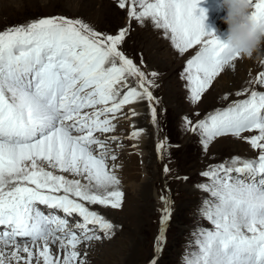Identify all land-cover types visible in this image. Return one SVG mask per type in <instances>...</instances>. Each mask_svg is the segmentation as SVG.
<instances>
[{"label": "snow or ice", "instance_id": "1", "mask_svg": "<svg viewBox=\"0 0 264 264\" xmlns=\"http://www.w3.org/2000/svg\"><path fill=\"white\" fill-rule=\"evenodd\" d=\"M199 3L118 0L130 22H151L180 54L197 49L181 74L193 103L245 56L206 27ZM249 3L251 18L264 28V0ZM129 29L130 23L116 34L101 33L81 18L54 15L0 30V264H87V252L78 246L100 240L97 233L111 239L120 227L87 205L122 209L125 193L110 144L120 138L105 134L127 115L124 107L147 100L153 122L158 118L149 76L159 74L146 73L121 50ZM248 83L255 87L235 93H247L245 99L195 123L183 118L205 151L216 138L231 135L256 152L200 173L209 178L197 185L209 194L200 215L211 227L193 230L187 246L193 250L183 264H264V71ZM143 132L137 129L129 138ZM165 147L163 140L157 145L161 152ZM161 200L165 207L150 264H158L172 215L174 202L167 195Z\"/></svg>", "mask_w": 264, "mask_h": 264}, {"label": "rangeland", "instance_id": "2", "mask_svg": "<svg viewBox=\"0 0 264 264\" xmlns=\"http://www.w3.org/2000/svg\"><path fill=\"white\" fill-rule=\"evenodd\" d=\"M54 15L81 18L96 31L107 34H116L120 28L127 27L130 23L129 33L121 50L146 73L154 71L159 74L155 78L149 76V79H154L155 85L150 90L159 100L156 105V123L152 120L149 102L140 100V113L144 119L141 124L145 127L143 130L146 137L140 142L138 139L137 142L143 143L145 147L143 145L138 149L135 140L129 138L138 129L136 120L139 114L132 115L128 105L123 109V113L127 115H120L119 120L114 121L115 132L105 134L120 138L115 143L110 142L111 145H123L122 148H114L117 154L114 163L119 166L115 172L121 180L120 188L125 193V200L122 209L87 206L120 227L115 230L111 239L103 233H97L102 237L100 240L82 243L78 249L82 253L87 252V264H150L156 255L155 244L161 228V209L165 207L161 196L167 195L174 203L158 264H183L185 253L193 250L187 247L194 240L193 230L197 225L211 227L200 215L202 200L209 195L197 187L209 182V178L201 176L200 173L207 170L209 165L219 164L222 159L240 154L244 148L250 147L243 139L227 135L216 138L205 151L200 135L185 130L183 118L187 116L195 123L217 108H225L233 101L245 99L247 93L241 96L235 93L246 88L251 90L252 84L247 82L243 87L237 86L236 92L228 91L227 88L242 75L246 74L248 78L247 66L249 69H257L256 76L264 71L260 62V49L264 44L252 57L237 59L234 62L237 72L233 69L234 74L230 77H225V72H222L201 101L193 103L189 88L186 87L188 82L181 74L186 61L197 49L180 54L170 40L164 38L162 30L154 28L151 22H146L144 26L135 20L130 22L127 10L118 7V0H0V30ZM224 24L215 25L210 30H215L221 37L222 30H225ZM253 80L254 78L250 81ZM260 90H264V87ZM226 93L229 94L228 98L223 99ZM161 140L166 145L163 152L157 148ZM242 154L241 157L256 155L251 151ZM108 163L111 166L113 162L109 160ZM165 165L169 169L168 173L164 172ZM64 175L70 178L69 174Z\"/></svg>", "mask_w": 264, "mask_h": 264}, {"label": "clouds", "instance_id": "3", "mask_svg": "<svg viewBox=\"0 0 264 264\" xmlns=\"http://www.w3.org/2000/svg\"><path fill=\"white\" fill-rule=\"evenodd\" d=\"M227 7L225 22L229 25L226 41L250 56L264 44V28H259L250 16L249 0H223Z\"/></svg>", "mask_w": 264, "mask_h": 264}, {"label": "bare ground", "instance_id": "4", "mask_svg": "<svg viewBox=\"0 0 264 264\" xmlns=\"http://www.w3.org/2000/svg\"><path fill=\"white\" fill-rule=\"evenodd\" d=\"M201 8H203V9H206V20H205V24H206V27H208L209 29L210 28H213V26H215V25H220V24H222V23H225L224 25H225V30L223 29L222 30V36H221V39H223V40H226L227 39V35H228V30H229V25L225 22V20H224V17L227 15V7L226 6H224L223 5V0H200V3H199V7L197 8V14H199V11H200V9ZM224 28V27H223ZM214 29V28H213ZM219 29V28H218ZM219 31H220V29H219ZM225 31V32H224ZM260 49V48H259ZM260 56H261V59L263 58L264 59V45L262 46V48L260 49ZM257 58H259V57H257ZM250 59H248V61H249ZM259 60H260V58H259ZM261 61V60H260ZM251 64V63H250ZM263 64V66H264V63H262ZM244 66H245V64H243ZM246 65H247V62H246ZM247 68H248V72H249V74H248V78H246V74H245V76H243L242 75V77L241 78H239L238 80H237V82L235 83L234 82V84L232 85V86H229L228 88H227V90L228 91H234V92H236V88H237V86H244L245 85V83H247V82H249L252 78H254L255 79V77H256V71H257V69L256 68H253V69H249V66H247ZM233 69L234 70H236V68H232V67H228V68H226L223 72H225L224 73V75H225V77H226V75L228 76V77H230L231 75H233L234 74V72H233ZM236 72H237V70H236ZM241 72V71H240ZM244 73H245V71H243ZM240 77V76H239ZM230 83V82H229ZM226 87V86H225ZM224 87V88H225ZM254 87V85L252 84V87L251 88H253ZM222 95V94H221ZM225 95V94H224ZM224 97V96H223ZM240 100V99H239ZM128 107L130 108V109H135V112L136 113H138L139 114V118L136 120V121H138V124H139V126H138V129H144L145 127L141 124V122L144 120L143 119V116H141V114L142 113H140V109L142 108V103H141V101H138V102H136V103H133V104H131V105H128ZM127 107V108H128ZM128 108V109H129ZM140 118H142V119H140ZM145 118V117H144ZM146 123V122H145ZM143 126V127H142ZM146 137V135H145V133L143 132L141 135H140V137L139 138H136V139H134L135 140V145L138 147V149H141V147H143V143H138V142H140V140L141 139H143V138H145ZM139 139V141L137 142V140ZM116 146H117V144H114V145H111V148L112 149H114V148H116ZM144 147H145V145H144ZM147 148V147H146ZM225 151V150H224ZM241 151V150H240ZM248 151H251V152H254V153H256L253 149H251V147H249V148H244L243 149V152L242 153H246V152H248ZM242 153H240V154H236V155H233V156H240V155H243ZM235 154V153H234ZM151 155V154H150ZM232 157V156H231ZM230 156H228L227 158H224V159H222L223 161H225L226 159H229V158H231ZM223 161H220L221 163L223 162ZM58 174V173H57ZM69 179H71V176H70V178ZM84 181L82 180V183H83ZM146 196V195H145ZM109 246V245H108ZM79 247V246H78ZM100 248V247H99ZM110 248V247H109ZM103 252V251H102ZM112 252H114V250L112 251ZM93 253V252H92ZM116 253V252H115ZM106 254V253H105ZM62 255H63V253H62ZM103 255V254H102ZM111 255V254H110ZM105 256H107V255H105ZM108 257V256H107ZM114 257V256H113ZM101 258V257H100ZM88 259H89V257H88ZM96 259V258H95ZM99 259V258H98ZM112 259V258H111ZM115 260V259H114ZM108 263V262H107ZM100 264V263H99Z\"/></svg>", "mask_w": 264, "mask_h": 264}]
</instances>
